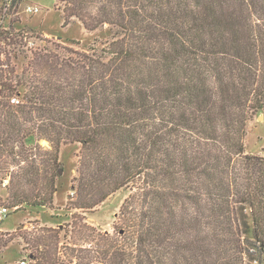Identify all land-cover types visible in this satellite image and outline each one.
I'll list each match as a JSON object with an SVG mask.
<instances>
[{
	"label": "trees",
	"instance_id": "1",
	"mask_svg": "<svg viewBox=\"0 0 264 264\" xmlns=\"http://www.w3.org/2000/svg\"><path fill=\"white\" fill-rule=\"evenodd\" d=\"M23 1L0 0V204L59 208L61 150L79 151L70 220L20 225L0 250L20 237L30 264H264V154L246 145L264 0H57L63 27L102 32L88 45L21 26ZM121 189L114 232L90 224Z\"/></svg>",
	"mask_w": 264,
	"mask_h": 264
},
{
	"label": "rangeland",
	"instance_id": "2",
	"mask_svg": "<svg viewBox=\"0 0 264 264\" xmlns=\"http://www.w3.org/2000/svg\"><path fill=\"white\" fill-rule=\"evenodd\" d=\"M58 4H60V2L57 0H24L18 11L21 21L20 25L24 27L26 24H29L34 29L38 30L41 36H47L57 40H60L58 37H61L65 42H69L71 39H78L81 40L84 45L92 43L96 36H103L101 31H87L81 23H73L63 27L62 12L56 9ZM29 5L38 6L40 11L34 14L26 12V7ZM31 40L35 41V43L30 46H36L40 42L38 39L34 38ZM41 144L47 146L46 141H42ZM246 145L248 152L264 154V111L259 112L249 121ZM78 151L79 147H75L74 145L65 146L61 150L60 155L65 169L63 177L59 179L61 187L55 198V204L59 208L55 210L49 208H28L25 211H13L0 225V239L8 240L19 233V231L16 230L20 225L23 227V232H29L34 231L36 225L39 227L41 225L68 222L70 220V213L65 210V206L68 194H72L70 183L73 176L76 175V154ZM1 177L5 178L3 179L4 183L5 180H7L6 185L9 184V176H5L4 173L0 172V178ZM6 185H2V188L0 186V194L5 197H7L6 190H4ZM128 193L129 191L127 189H121L109 196L95 210L87 213L88 222L102 231L107 230L114 232V224L117 220L116 216ZM4 196H1L3 200H5ZM53 215H57L58 217ZM8 232L9 234H7ZM21 242L22 239L16 237L7 247L1 248L0 264H18L21 260L26 258L28 250H23Z\"/></svg>",
	"mask_w": 264,
	"mask_h": 264
},
{
	"label": "built area",
	"instance_id": "3",
	"mask_svg": "<svg viewBox=\"0 0 264 264\" xmlns=\"http://www.w3.org/2000/svg\"><path fill=\"white\" fill-rule=\"evenodd\" d=\"M40 11V8L38 6L29 5L26 7V12H29L30 14H34L36 12ZM2 23V21H0ZM12 103H19L20 98L18 96H13L11 98ZM7 180H5V183L3 182V185H6ZM73 194V192H72ZM11 210L8 206L0 204V225L3 223L4 219L10 214ZM1 230V228H0ZM18 264H30L29 260L27 258H24L21 260Z\"/></svg>",
	"mask_w": 264,
	"mask_h": 264
},
{
	"label": "crops",
	"instance_id": "4",
	"mask_svg": "<svg viewBox=\"0 0 264 264\" xmlns=\"http://www.w3.org/2000/svg\"><path fill=\"white\" fill-rule=\"evenodd\" d=\"M59 223L58 222H56V224L55 223H52V224H48L49 226H57Z\"/></svg>",
	"mask_w": 264,
	"mask_h": 264
}]
</instances>
